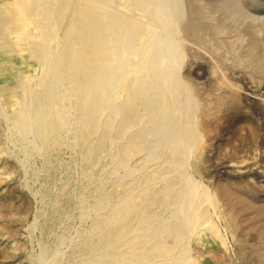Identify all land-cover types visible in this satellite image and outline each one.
Segmentation results:
<instances>
[{
	"label": "bare ground",
	"instance_id": "6f19581e",
	"mask_svg": "<svg viewBox=\"0 0 264 264\" xmlns=\"http://www.w3.org/2000/svg\"><path fill=\"white\" fill-rule=\"evenodd\" d=\"M242 2L264 8L256 0H0V82L9 85L7 96L25 97L18 110L20 125H29L31 111L41 147L59 146L61 109L66 116L63 102L68 99L79 122L76 137L84 147L83 163L104 145L114 118L115 135L125 138L119 154L147 151L155 161L144 178L162 180L95 221L76 246L83 249L85 264H170L178 252L185 253V242L197 225L191 206L201 198L199 185L189 180L186 171L199 167L206 137L230 111L237 95L235 86L217 74L214 61L194 45L193 18L209 11L216 33L223 34L229 20L225 10L233 14ZM45 19L53 21L46 28V40L40 38ZM57 28L62 36L51 47L49 40ZM131 37L135 43L129 48ZM39 58L42 71L35 79L29 72ZM250 61L256 66L253 73L261 74L264 60L251 57ZM15 62H20L18 80L6 75ZM184 64L196 77L199 66H207L213 88L203 90L194 79L189 85L180 82L178 71ZM57 77L64 80L62 86ZM235 118L254 123L249 114ZM160 145L169 157L166 164L160 154L150 152ZM170 164L176 174L169 173ZM217 194L233 227L264 224V205L252 196L225 184ZM206 217L201 213L197 219L203 223ZM209 229L197 235L198 242L217 238L212 226ZM168 230L176 234L172 245L164 239Z\"/></svg>",
	"mask_w": 264,
	"mask_h": 264
},
{
	"label": "rangeland",
	"instance_id": "374dc122",
	"mask_svg": "<svg viewBox=\"0 0 264 264\" xmlns=\"http://www.w3.org/2000/svg\"><path fill=\"white\" fill-rule=\"evenodd\" d=\"M256 1L264 6V0ZM252 6L242 2L233 14L226 9L225 17L229 20L225 21L227 29L223 34L216 33L209 11H200L193 18L194 45L214 61L217 74L235 86L237 95L230 111L206 137L199 167H189L185 173L199 185L201 198L191 204L197 225L186 240L188 244L185 242V253L178 252L170 264H264V224L246 229L233 227L217 194L221 185L236 186L242 194L264 205V102L245 95L264 100V64L262 73L256 75L253 59L250 61L251 57L264 60V8ZM44 21L40 38L46 40V28L53 21ZM121 21L119 17V25ZM128 31L126 28L125 34ZM51 35L52 47L61 39L62 31L57 28ZM134 43L131 37L127 47H133ZM19 66L20 62H15L6 75L17 79ZM40 66L39 58L29 72L30 77L37 79L42 71ZM200 66L196 77L182 65L179 81L189 85L194 79L203 90L213 88L207 66ZM56 81L59 86L64 84L62 78L57 77ZM4 84L0 82V264H85L83 249L76 246L95 221L113 214L140 190L162 183L156 176L144 178L153 166L154 157L149 158L147 151L141 150L126 157L119 154L125 138L115 135L116 120L112 118L104 145L88 163H83L84 147L76 137L79 122L68 99L63 102L68 113L64 116L61 109L63 117L59 125L63 142L45 150L34 130L31 111L27 114L29 125L26 128L20 125L18 110L23 108L25 97L7 96L9 85ZM241 114L251 115L254 123L235 118ZM162 147H151L150 152L160 154L158 158L166 164L169 157ZM170 165L168 172L176 174L175 165ZM201 213L207 216L203 223L197 219ZM210 226L217 238L201 244L197 235L210 232ZM175 236L174 231L168 230L165 242L174 244ZM208 250L217 257H211Z\"/></svg>",
	"mask_w": 264,
	"mask_h": 264
}]
</instances>
